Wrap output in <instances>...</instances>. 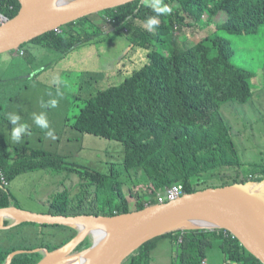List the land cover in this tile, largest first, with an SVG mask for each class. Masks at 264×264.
Masks as SVG:
<instances>
[{
  "label": "trees",
  "instance_id": "trees-1",
  "mask_svg": "<svg viewBox=\"0 0 264 264\" xmlns=\"http://www.w3.org/2000/svg\"><path fill=\"white\" fill-rule=\"evenodd\" d=\"M164 2L173 11L159 15V26L152 31L147 30L146 19L156 14L143 4V0H138L67 23L30 42L55 50L64 58L75 47L99 45L106 40L99 37L107 36L111 43L115 37H125L136 48L134 59L141 52L142 63H147L137 69L131 59L133 68L124 82L89 100L71 125L80 133L124 146L123 163L112 166L106 173L92 168L75 170L64 156L25 145L14 147L10 144L15 148L10 151L6 140L0 137V170L9 183L28 170L80 176L79 183L68 186L75 194L68 188L61 190L49 203L47 212L114 215L158 203L159 195H165L175 184H182L184 193H192L236 182L264 181V163L249 164V170L243 171L246 164L240 160L232 138L235 135L223 111L225 106L241 108L251 101L254 74L234 60L228 38L213 33L196 43L185 40L182 47L177 44L176 35L177 30L198 25L194 21L208 25L211 17L219 13L225 14L226 19L216 25L217 31L224 30L234 36L256 33L264 26V0ZM20 9L18 0H0V12L9 19ZM205 14L210 15L206 21ZM95 15H102L103 23L111 25L113 32L104 31L94 21ZM25 45L20 50H24ZM94 80L92 82H100L98 78ZM0 95L5 94L0 92ZM6 101L14 99L0 98L2 120L5 119ZM125 185L135 200L134 208L124 191ZM138 186L143 187L136 190ZM16 200L9 184L0 185V208L13 205ZM32 225L37 229L49 227ZM20 226L0 231V264H6L12 253L20 251L8 247L13 231ZM52 227L55 235L62 234L61 241L49 247L52 250L79 234L68 227ZM48 232L44 231L43 235ZM92 245L87 239L75 252L86 251ZM36 247L26 249H41ZM215 247L224 255L223 264H263L224 230L167 233L138 248L124 264H152L163 248L169 249L171 264H205ZM41 257L39 252H26L17 255L11 264H36Z\"/></svg>",
  "mask_w": 264,
  "mask_h": 264
},
{
  "label": "rangeland",
  "instance_id": "rangeland-1",
  "mask_svg": "<svg viewBox=\"0 0 264 264\" xmlns=\"http://www.w3.org/2000/svg\"><path fill=\"white\" fill-rule=\"evenodd\" d=\"M203 18L206 21L210 15L205 14ZM225 19L226 15L219 13L211 17L208 25L202 26L199 25V21H194V24L198 25L177 30V44L184 47L185 40L190 39L196 43L217 33L218 36L228 38L230 41L234 60L241 62L254 74L251 80V89L254 93L251 101L241 108L233 105L225 106L223 109L235 135H232V138L239 151L240 160L246 164L243 171L247 172L249 164L264 163V26L256 33L234 36L224 30L217 31L216 25ZM94 21L100 24L104 31L113 32L111 25L103 23L102 15H95ZM99 38L106 40L99 45L75 47L64 58L55 50L31 43L24 46L23 53L19 56L15 53L0 54V92L5 94L0 95V98L14 99L13 102H5L6 112L3 114L5 119H0V137L6 140L8 149L25 145L30 149L60 154L73 165L71 167L75 166V170L81 171L92 168L100 173H106L112 166L123 163L124 146L121 143L83 134L71 128L89 100L101 91L124 82L133 68L131 59L135 61L137 69L147 65L145 61L142 63L141 52L137 53L136 60L134 59L136 48L125 37H115L112 43L107 41V36ZM95 78L100 82H92ZM57 80L61 83L57 84L55 82ZM53 98L58 102L57 107H42V103L46 104ZM41 112L46 114L49 126L54 130L55 139L46 135L47 130L35 125L33 113ZM6 114L19 115L20 120L17 124L25 123L29 127L22 133L20 142L11 141L10 130L14 125L6 118ZM6 181L0 185H10L11 191L17 197L15 203L18 204V208L46 213L49 203L54 201L61 190L68 188L75 194L68 186L79 183L81 178L78 174L65 175L45 170H28L12 182L9 183L7 177ZM140 187L143 186L136 187V190ZM124 191L127 192L131 207L134 208L135 200L129 194L127 185L124 186ZM7 222L9 224L5 226L8 227L0 231H10L9 225L12 221ZM45 226L49 227L37 229L31 223L21 224L13 231V239L8 247L20 251H31L33 249L26 248L36 246L48 252L56 250L57 248L52 250L49 247L61 241L62 234L55 235L56 230L52 225ZM44 231L49 232L43 235ZM75 237L77 235L69 242ZM88 239L92 243L95 241L93 236ZM34 252L41 253L43 257V251ZM175 253L176 251L173 254ZM169 256V249L163 248L153 258L152 264H171ZM223 262L224 255L215 247L210 251L205 264Z\"/></svg>",
  "mask_w": 264,
  "mask_h": 264
},
{
  "label": "water",
  "instance_id": "water-1",
  "mask_svg": "<svg viewBox=\"0 0 264 264\" xmlns=\"http://www.w3.org/2000/svg\"><path fill=\"white\" fill-rule=\"evenodd\" d=\"M21 9L0 26V54L18 51L44 33L110 8L138 0H18ZM0 229L23 223L62 226L79 232L71 242L48 252L36 264H124L145 243L176 231H228L264 264V181L236 182L184 193L174 200L147 205L139 210L114 215H61L35 213L7 206L0 208ZM92 229L85 230L86 226ZM90 236L95 241L86 251L78 247Z\"/></svg>",
  "mask_w": 264,
  "mask_h": 264
},
{
  "label": "clouds",
  "instance_id": "clouds-1",
  "mask_svg": "<svg viewBox=\"0 0 264 264\" xmlns=\"http://www.w3.org/2000/svg\"><path fill=\"white\" fill-rule=\"evenodd\" d=\"M143 4L150 9L153 10V12L156 14L155 16H150L146 19V26L148 31H152L155 27L159 26V19L157 18L159 15H167L172 13L173 9L169 6V4L165 3L164 0H143ZM19 52L23 53V50H18ZM15 51H12L10 53H14ZM57 84L61 83V81L57 80L55 81ZM59 93V89H58ZM57 100L56 99H50L47 101L46 104L42 103V107H51L55 108L57 107ZM6 118L11 120L13 123V127L10 130V139L13 142H20L21 141V135L22 133H25L28 130V125L25 123L17 124V121L20 120L19 115H9L6 114ZM33 119L36 126H38L41 129L47 130L46 135L51 137L52 139H55L54 130L50 128L49 121L47 119V116L45 113L41 112L40 114L33 113ZM30 134V132L28 133ZM29 138V137H28ZM15 148H11L10 151H12Z\"/></svg>",
  "mask_w": 264,
  "mask_h": 264
},
{
  "label": "built area",
  "instance_id": "built-area-1",
  "mask_svg": "<svg viewBox=\"0 0 264 264\" xmlns=\"http://www.w3.org/2000/svg\"><path fill=\"white\" fill-rule=\"evenodd\" d=\"M9 18L0 12V26ZM57 30V29H55ZM6 177L2 170H0V183H6ZM184 194V186L182 184H175L166 190L165 195H159V202H164L166 200H174L179 196Z\"/></svg>",
  "mask_w": 264,
  "mask_h": 264
},
{
  "label": "bare ground",
  "instance_id": "bare-ground-1",
  "mask_svg": "<svg viewBox=\"0 0 264 264\" xmlns=\"http://www.w3.org/2000/svg\"><path fill=\"white\" fill-rule=\"evenodd\" d=\"M59 1V0H58ZM60 2V1H59ZM3 220V218H2V216H1V218H0V222ZM92 228L88 225V226H86L85 227V230H87V231H89V230H91Z\"/></svg>",
  "mask_w": 264,
  "mask_h": 264
},
{
  "label": "crops",
  "instance_id": "crops-1",
  "mask_svg": "<svg viewBox=\"0 0 264 264\" xmlns=\"http://www.w3.org/2000/svg\"><path fill=\"white\" fill-rule=\"evenodd\" d=\"M14 53H15V55H18L19 56V55H21L22 52L15 51ZM8 54H10V53H8Z\"/></svg>",
  "mask_w": 264,
  "mask_h": 264
},
{
  "label": "flooded vegetation",
  "instance_id": "flooded-vegetation-1",
  "mask_svg": "<svg viewBox=\"0 0 264 264\" xmlns=\"http://www.w3.org/2000/svg\"><path fill=\"white\" fill-rule=\"evenodd\" d=\"M14 206H16V205H14ZM18 207V206H17ZM46 213H49V212H46ZM15 258V257H14Z\"/></svg>",
  "mask_w": 264,
  "mask_h": 264
}]
</instances>
